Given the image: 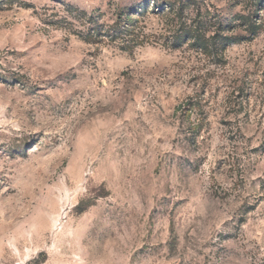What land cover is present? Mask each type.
Wrapping results in <instances>:
<instances>
[{
	"label": "rangeland",
	"instance_id": "rangeland-1",
	"mask_svg": "<svg viewBox=\"0 0 264 264\" xmlns=\"http://www.w3.org/2000/svg\"><path fill=\"white\" fill-rule=\"evenodd\" d=\"M165 1L0 0V264H264V3L198 0L241 39L219 64L166 45Z\"/></svg>",
	"mask_w": 264,
	"mask_h": 264
},
{
	"label": "trees",
	"instance_id": "trees-1",
	"mask_svg": "<svg viewBox=\"0 0 264 264\" xmlns=\"http://www.w3.org/2000/svg\"><path fill=\"white\" fill-rule=\"evenodd\" d=\"M198 0H167L163 3H153L151 12L167 17L164 35L167 43L171 48L178 47L180 44L188 43L201 50L202 54H213L212 58L216 63L222 64V51H224L229 43H237L241 39L228 36L223 33L222 25L219 23L216 28L212 23L215 16L208 21L202 16V3ZM258 3H264V0H257ZM149 5L141 7L134 15L143 16L147 14ZM66 17L51 19L50 25L66 29L71 24L67 19L72 14V10L65 9ZM194 12H196L195 15ZM133 14V13H131ZM126 14L123 17L118 16L117 20L111 25L99 23L98 16L87 14L84 12L76 13V16L86 22L85 41L91 45L94 44H112L118 46L122 51H132L137 47L149 44L150 39L145 34V27L138 25L139 19H132L134 15ZM52 17H55L52 15ZM221 26V27H220ZM211 27V28H210ZM262 25L249 19V27L247 31L248 39H254L261 31ZM209 28V29H208Z\"/></svg>",
	"mask_w": 264,
	"mask_h": 264
}]
</instances>
